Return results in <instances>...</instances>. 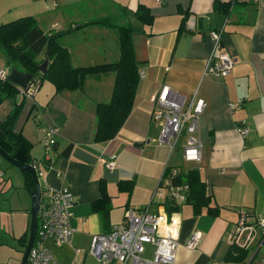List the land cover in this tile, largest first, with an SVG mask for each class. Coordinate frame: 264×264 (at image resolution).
Wrapping results in <instances>:
<instances>
[{"label":"crops","instance_id":"0c3cea01","mask_svg":"<svg viewBox=\"0 0 264 264\" xmlns=\"http://www.w3.org/2000/svg\"><path fill=\"white\" fill-rule=\"evenodd\" d=\"M109 1L121 18L119 23H128L134 29L132 41L140 72L132 110L116 136L106 142L93 139L95 107L110 98L112 72L89 75L81 88L58 93L51 82L43 80L33 96L27 98L16 122V130L30 142L31 156L44 174L41 182L52 187L66 182L74 195L70 220L74 233L70 243L58 247L47 240V246L60 264H70L74 259L81 263V258V264H87L89 259L99 263L89 253L92 235L121 223L127 208L161 209L164 197L152 198V194L165 165L193 167L205 182L210 204L219 211L212 215L203 208L195 214L191 204L179 205L173 213L179 225V244L173 264H243L225 262L224 256L231 244L229 232L241 211L249 214L253 225L255 220L264 218V0H163L160 4L153 0ZM139 5L152 14L150 25H141L135 16ZM183 18V28L179 30ZM69 20L70 25L94 21L87 15ZM193 21L194 30H191L189 25ZM38 24L47 33L66 30L60 29L56 21L49 23L48 30ZM94 25L98 26L95 29L99 33L93 41L79 45V50L70 45L69 33L60 37L70 53L72 65L89 66L117 60L115 29L99 23L85 28ZM101 27L107 31L113 29L108 32L111 50L108 34ZM221 28L222 46L235 59V64L228 76L216 78L203 74V69L212 52L209 30ZM0 61V69L7 74L12 70L26 74L18 65L8 64L1 51ZM162 85H168L187 99L196 92L204 100L196 132L202 142L199 162L182 158L185 133L180 135L183 136L180 140L179 136L174 147L157 141L161 128L151 115L155 107L152 97ZM13 103L12 97H5L0 91V122ZM243 121L248 128L244 137L238 131ZM47 127L57 129L56 151L61 153L67 144H71V150L59 157L54 166L43 169V138ZM178 158L182 163L176 161ZM108 159L114 160L113 169L106 168L104 161ZM4 165L10 167L6 162ZM0 171L5 183L1 177L4 170ZM9 172V178L14 181L0 191H6L5 210L25 212L31 209V195L23 187L24 176L15 168H9ZM120 180H132V189H119ZM103 210H108L106 224L100 218ZM254 226V245L258 247L264 231ZM195 230L201 232L200 240L196 247L187 248L185 240ZM247 232L245 229L243 234ZM76 249L80 251L76 253ZM151 249L148 246L147 252ZM258 253L260 257L254 263L264 264V238Z\"/></svg>","mask_w":264,"mask_h":264},{"label":"built area","instance_id":"2783aa9c","mask_svg":"<svg viewBox=\"0 0 264 264\" xmlns=\"http://www.w3.org/2000/svg\"><path fill=\"white\" fill-rule=\"evenodd\" d=\"M160 4L163 0H153ZM194 30V21L189 25ZM223 29L209 30L212 42V52L205 62L203 74L216 78L228 76L235 64V59L223 48L221 43ZM8 77L5 70L0 69V79ZM33 82L22 90L26 98L33 96L37 89ZM155 107L151 115L159 122L160 133L157 138L159 144L174 147L179 136L186 134L182 157L185 161L199 162L201 160L202 142L197 137L198 118L204 110V100L194 92L190 98L179 95L171 90L168 85H162L154 95ZM232 108V105H230ZM244 121L238 127L242 137L248 132ZM55 127H48L44 131L43 149L44 157L51 156L54 144ZM106 168L113 169V159L104 161ZM36 171L38 180L44 174L37 164L32 165ZM168 172V173H167ZM178 168L169 171L165 165L156 184L152 198L167 197L175 204L185 202L189 185L187 183H173L172 177L176 176ZM74 195L69 184L64 182L60 186L52 187L43 182L40 186V196L36 215V230L32 245L28 251L25 264H60L52 250L47 246V240H51L55 246L69 244L74 233L70 224ZM164 203L161 209L149 211L148 208H127L121 223L111 227L109 231L98 232L92 235L89 253L100 264H173L176 250L179 244V225L173 218V213L168 214ZM264 231V218L255 220V224ZM250 222L247 212L241 211L234 228L229 232L231 243L241 248L251 250L256 236L255 226ZM248 232L244 233V230ZM264 234V233H263ZM201 232L195 230L185 240L187 248L197 246ZM262 238L257 244L260 245ZM151 246L150 253L147 247ZM257 248V247H256ZM76 253L80 250L76 249ZM252 252L246 264H251ZM70 264H81L74 259Z\"/></svg>","mask_w":264,"mask_h":264},{"label":"trees","instance_id":"16d2710c","mask_svg":"<svg viewBox=\"0 0 264 264\" xmlns=\"http://www.w3.org/2000/svg\"><path fill=\"white\" fill-rule=\"evenodd\" d=\"M226 11H228V8H226ZM135 16L141 25H150L153 21V16L150 11L142 5L137 7ZM183 22L184 18L182 19L179 30H182ZM94 23L115 29L118 40V58L116 61L89 66L72 65L70 53L60 39L68 31L47 33L38 24L33 15H24L0 23V51L8 64H16L23 72L30 74L28 83L33 82L39 87L43 80H47L54 85L56 93L62 90H76L81 88L86 77L89 75L112 72L114 79L109 101L99 102L95 107L96 127L93 139L95 142H106L116 136L132 110L140 80L139 62L134 53L132 41L134 29L130 24L114 23L109 17H103L91 22H84L83 26ZM80 26L82 24L77 26V28ZM42 54L44 58H39ZM46 56L49 58L47 70L44 74L39 75L38 65ZM23 89L8 77L4 80L0 79V91L4 92L5 97H12L14 101L12 109L6 118L0 122V148L21 163L30 164L31 166L37 164L40 167L38 161H35L31 156L30 142L20 131L16 130V122L27 101V98L22 93ZM54 145L52 146L51 156L49 158H43L42 168L54 166L59 157L68 155L71 150V144H67L60 153L55 150ZM172 168L174 167L167 166L168 171ZM175 168H178V172L176 176L172 177V182L187 183L189 185L185 202L192 205L193 212L199 214L205 208L208 213L216 215L219 209L217 206L210 204L211 198L206 194L205 182L201 179L198 169L193 167ZM21 172L24 176L23 187L31 194L35 190L33 175L26 170H21ZM41 179L40 177V186L43 185ZM118 184L119 189L130 191L133 186V181L120 180ZM163 197L162 203L167 205L165 209L168 214H172L179 209L181 203L175 204L167 197ZM100 218L102 223L106 224L108 221V210L101 211ZM110 229L105 231H109ZM28 235L29 225L22 236H19V241L24 247L26 246ZM263 238L264 236L262 240ZM248 251L245 248L231 243L224 256V261L245 263L249 254ZM255 255L251 259V264H254L253 260Z\"/></svg>","mask_w":264,"mask_h":264},{"label":"rangeland","instance_id":"374dc122","mask_svg":"<svg viewBox=\"0 0 264 264\" xmlns=\"http://www.w3.org/2000/svg\"><path fill=\"white\" fill-rule=\"evenodd\" d=\"M115 11L116 10L112 8V4L109 0H99L98 2H96V0H87L85 2H82V0H0V22H7L24 15H33L37 22L41 23V25L48 30L49 23L56 21L60 25L58 26L60 29H66L65 31H68L70 37L72 38L70 40V45L74 47V50L81 49L78 47L81 44L84 45V42L89 43L90 41H93L99 31H97L98 29H95L98 27L97 25H94L91 28L87 27L86 29L85 26H83V22L82 26L78 28H75V26L80 25L78 23H75V25L67 24L71 17H81L82 15H87L93 20L109 17L112 22L119 23L121 18L117 12L115 13ZM43 14H46V16H41ZM66 19H68L67 22ZM101 30H104L102 31L103 33L108 34V41L111 50L112 43H110L111 37L108 32H113V29L107 31V29H102L101 27ZM114 34L116 35V33ZM74 54L76 57V53ZM75 61L79 60L77 59ZM0 68H2L1 65ZM182 137L183 136H180L179 140ZM0 160L1 164H3L0 166V169L4 170L1 177L8 182L7 183L5 181L4 183V181L0 178L1 191L3 190L4 185H6V189L8 184H11V182L14 181L12 178H9V168H15L19 171L21 170L17 166L8 163L1 155ZM176 161L181 162L179 158ZM5 162L7 163L6 166L10 167L5 168ZM5 192L6 191L2 193L0 192V264H19L25 247L18 242L17 238L27 230L31 214L30 209L25 210V212L19 211L17 213L5 210L6 205L3 200ZM1 211H4V213ZM257 228L260 229L261 227L258 226ZM14 230L15 232L12 234V231ZM255 249L256 246L252 245L250 252H254ZM251 254L247 256L248 259ZM258 255L260 257V253L255 255L253 263L256 262ZM79 260L82 263V258ZM239 263L246 264V260L245 263ZM87 264L100 263H96L92 259H89Z\"/></svg>","mask_w":264,"mask_h":264},{"label":"water","instance_id":"95a60500","mask_svg":"<svg viewBox=\"0 0 264 264\" xmlns=\"http://www.w3.org/2000/svg\"><path fill=\"white\" fill-rule=\"evenodd\" d=\"M48 64H49V58L45 57V59L38 65V70L44 74L47 70ZM8 78L10 80H12L14 83L18 84V86H20L21 88H26V87H28V84H29L28 81L30 78V74L26 73V74L20 75L19 73L12 70V72L10 74H8ZM0 155L7 162H9L10 164H12L14 166H17L20 170H26V171L30 172L33 175L34 182H35V190L30 194L31 195V209H30L31 218H30V223H29V235H28V239H27V243H26L24 252H23L21 260H20V264H25L26 258L28 255V251L32 245V242H33V239L35 236L36 215H37L38 202H39V196H40L39 180H38L35 169L30 164H24V163H21V162L15 160L9 154L4 152L1 148H0ZM259 247H260V245L255 249L251 259L253 258L255 253L258 251Z\"/></svg>","mask_w":264,"mask_h":264},{"label":"flooded vegetation","instance_id":"af4514ba","mask_svg":"<svg viewBox=\"0 0 264 264\" xmlns=\"http://www.w3.org/2000/svg\"><path fill=\"white\" fill-rule=\"evenodd\" d=\"M21 260V259H20ZM19 264H20V262H19Z\"/></svg>","mask_w":264,"mask_h":264}]
</instances>
